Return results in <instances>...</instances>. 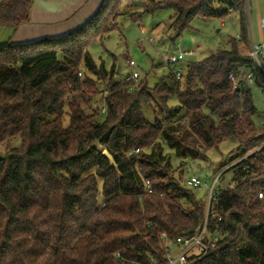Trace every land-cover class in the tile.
Listing matches in <instances>:
<instances>
[{"label": "trees", "instance_id": "obj_1", "mask_svg": "<svg viewBox=\"0 0 264 264\" xmlns=\"http://www.w3.org/2000/svg\"><path fill=\"white\" fill-rule=\"evenodd\" d=\"M123 1L102 0L61 38L0 45V145L19 140L0 156V264H164L168 245L195 237L204 222L209 249L187 264H264V126L255 128L250 87L240 81L248 70L264 92V62L249 56L244 1L149 0L144 12L171 10L168 30L178 35L195 18L239 21L229 49L151 89L115 80L114 66L105 70L89 53L118 29ZM30 8L0 2V28L15 31ZM227 139L238 145L213 180L227 176L229 185L218 184L207 206L180 174Z\"/></svg>", "mask_w": 264, "mask_h": 264}, {"label": "rangeland", "instance_id": "obj_2", "mask_svg": "<svg viewBox=\"0 0 264 264\" xmlns=\"http://www.w3.org/2000/svg\"><path fill=\"white\" fill-rule=\"evenodd\" d=\"M148 1L124 0L119 10L121 15L118 18V29L110 32L102 41L96 40L89 48V53L96 65L103 64L107 71L114 66L116 71L114 78L117 81L125 79L132 72H137L139 75L137 82H143L151 89L161 83L172 70V67L163 62L165 57L193 50L195 56L188 58L189 62L201 61L218 50L229 49L230 39H236L239 35V21L234 15L224 19L195 18L189 27L178 35L168 30L174 13L171 10H162L153 14L144 12ZM245 7L247 24L249 30L253 31L256 43L259 31L264 36V28H260V25L264 27V0H246ZM131 13H140L141 21L133 22L126 15ZM5 43L6 40L0 36V45ZM261 58L264 62V57ZM129 61L134 63L133 69L129 66ZM242 74L240 81L249 85L256 109L253 116L254 126L256 129L262 128L264 126V92L251 84L249 80L251 75L248 70H243ZM176 104L175 97H171L168 105ZM144 116L149 121L153 120V113L148 108L144 109ZM67 122L65 118V126ZM18 144L19 140H13L8 145H0V156H4L9 149ZM237 145L236 140L227 139L218 148L210 150L206 160L189 161L185 165L180 174L181 178L187 183L191 177H196L200 182L199 187L193 189L197 199L207 204L214 170L218 169L221 162L235 150ZM170 159L173 167H177L178 161L173 157ZM218 184L228 186V177L223 178ZM173 251L176 250L173 249Z\"/></svg>", "mask_w": 264, "mask_h": 264}, {"label": "crops", "instance_id": "obj_3", "mask_svg": "<svg viewBox=\"0 0 264 264\" xmlns=\"http://www.w3.org/2000/svg\"><path fill=\"white\" fill-rule=\"evenodd\" d=\"M4 0H0L2 2ZM31 3L28 22L15 31L0 28V36L13 45H23L45 39H58L83 26L97 11L102 0H28ZM246 6V5H245ZM246 8V7H245ZM248 17V16H247ZM260 28L262 25H260ZM250 45H264L259 31L254 42L248 27ZM264 57V52L261 54Z\"/></svg>", "mask_w": 264, "mask_h": 264}, {"label": "built area", "instance_id": "obj_4", "mask_svg": "<svg viewBox=\"0 0 264 264\" xmlns=\"http://www.w3.org/2000/svg\"><path fill=\"white\" fill-rule=\"evenodd\" d=\"M243 1L246 5V0ZM262 52H264V45H260V46L250 45L249 56L253 58L258 64H259L258 57L262 54ZM194 56H195V52L193 50H188L185 52H179L169 57H165L163 59V62L167 66L172 67L171 72H173L176 78L179 79L181 77V74L184 72V66L189 63L188 58ZM129 66L133 69L135 65L132 61H129ZM127 77L136 81L139 78V75L137 72H132ZM103 114H104V109L102 110V115ZM217 183H218V176L213 180L212 185L210 186L207 206L209 205L210 201L213 199L214 195L216 194ZM199 185L200 182L196 177H191L187 181L188 187L198 188ZM146 189L148 192H151L148 184ZM258 198L264 199V192H259ZM205 227L206 224L204 222L199 233L193 238L190 239L178 238L174 242H171L170 246H168L169 249L166 251L164 255V259H165L164 264H187V257L191 255L192 252H196L197 254L206 253L209 249L210 241L203 243V236L205 235ZM173 249L176 251H173Z\"/></svg>", "mask_w": 264, "mask_h": 264}, {"label": "water", "instance_id": "obj_5", "mask_svg": "<svg viewBox=\"0 0 264 264\" xmlns=\"http://www.w3.org/2000/svg\"><path fill=\"white\" fill-rule=\"evenodd\" d=\"M102 155L109 161L111 166L115 167V163L113 161V158L111 157V155L106 150H103Z\"/></svg>", "mask_w": 264, "mask_h": 264}]
</instances>
